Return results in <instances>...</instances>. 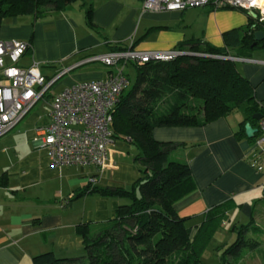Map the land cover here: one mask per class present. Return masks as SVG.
Masks as SVG:
<instances>
[{
	"label": "crops",
	"instance_id": "obj_1",
	"mask_svg": "<svg viewBox=\"0 0 264 264\" xmlns=\"http://www.w3.org/2000/svg\"><path fill=\"white\" fill-rule=\"evenodd\" d=\"M77 1L78 6L72 2L36 21L31 15H17L5 17L0 25V39L30 42V51L22 59L28 57V64L37 62L44 75L47 73L40 68L44 64L52 65L53 75L71 72L64 87L105 77L108 68L73 70L87 65L89 62L80 63L86 57L110 51V46L165 51L190 37L224 45L223 32L243 27L248 21L247 14L235 8L149 11L142 9L143 0ZM89 5L95 29L85 21L84 8ZM192 21L199 22L197 30H188ZM179 23L190 27L180 28ZM241 58L236 60V67L254 87L264 114V48H254L248 57ZM240 109L241 116L235 115L237 108L202 126H160L152 130L155 140L185 143L176 154L190 165L195 188L173 206L179 216L192 217L188 221L191 225L199 224L208 208L228 200L227 221L239 213L251 215L264 198V143L255 144L256 134L252 139L236 136L238 123L245 118L243 106ZM44 118L45 113L30 116L23 127L19 122L0 137V264H33L32 257L44 251H53L59 257L83 254L76 225L103 222L114 216L118 205L129 200L96 193L68 203L66 198L88 183L127 188L140 176L138 164L132 159L137 150L119 138L108 145L103 169L52 165L46 151L33 141ZM257 124L258 120L252 126ZM260 164L263 168L258 170L256 165Z\"/></svg>",
	"mask_w": 264,
	"mask_h": 264
},
{
	"label": "trees",
	"instance_id": "obj_2",
	"mask_svg": "<svg viewBox=\"0 0 264 264\" xmlns=\"http://www.w3.org/2000/svg\"><path fill=\"white\" fill-rule=\"evenodd\" d=\"M74 1L0 0V25L5 17L17 15H31L36 21ZM91 14L89 5L84 8L85 21L95 29ZM247 17L243 27L223 32V46L190 38L173 47L181 53L171 60L132 62L135 80L120 94L111 129L114 138L126 140L137 150L133 159L140 176L127 188L88 183L66 198L68 203L96 193L129 201L118 205L114 216L103 222L76 225L83 254L59 257L53 251H44L32 257L33 264H202L200 256L224 223L231 201L208 208L196 225L188 223L191 216H179L173 204L195 188L188 162L171 158L185 143L155 140L152 130L160 126H202L243 106L245 118L238 123L235 134L246 136L244 124L254 125L257 120L252 115L262 112V108L255 99L254 87L237 69L236 60L228 57H248L254 48H264V37L254 39L255 31L264 32V22ZM132 47L113 45L110 49ZM253 223L251 214L247 223L231 229L236 237L222 247L221 264H229L228 258L243 249L258 248V239L247 235L249 230L258 229Z\"/></svg>",
	"mask_w": 264,
	"mask_h": 264
},
{
	"label": "built area",
	"instance_id": "obj_3",
	"mask_svg": "<svg viewBox=\"0 0 264 264\" xmlns=\"http://www.w3.org/2000/svg\"><path fill=\"white\" fill-rule=\"evenodd\" d=\"M211 6L213 9L235 8L264 22V0H143L142 9L175 11L189 7ZM28 41L0 39V137L13 129L43 100L48 108L44 122L36 128L33 141L44 149L52 165H94L103 169L108 158V145L113 141L112 113L120 94L128 85L124 66L148 60H171L181 52L144 51L133 48L110 50L90 55L80 63L100 61L107 66L105 77L72 83L47 95L50 87L67 70L48 78L32 60L20 64ZM232 60L241 57L229 56ZM255 144L264 143V114L257 124ZM258 170L263 166L256 165Z\"/></svg>",
	"mask_w": 264,
	"mask_h": 264
},
{
	"label": "rangeland",
	"instance_id": "obj_4",
	"mask_svg": "<svg viewBox=\"0 0 264 264\" xmlns=\"http://www.w3.org/2000/svg\"><path fill=\"white\" fill-rule=\"evenodd\" d=\"M75 6L79 5V1H75L72 3ZM194 20V18H192ZM193 23L190 25H185V24H180V28H189L188 30H197L199 28V22L192 21ZM177 25L178 23H173ZM190 24V23H189ZM193 32L190 33V36L192 35ZM192 38V37H190ZM188 38V39H190ZM206 41V40H205ZM209 42V41H207ZM219 42H222V40H219ZM210 44L220 47L223 46L220 43L215 44L214 42H209ZM28 57H24L21 61L20 64L22 65H27L28 64ZM32 62V61H31ZM41 70L44 73H47V77L50 78L53 76V67L51 64H44L40 66ZM85 68L88 69H97V68H107L102 62L100 61H93L89 62L87 65H82L81 67H78L74 69L73 71H81L85 70ZM124 72L127 74V79H128V85L130 86L134 80H135V66L132 63H128L127 65L124 66ZM71 72H68L58 78V80L50 87L49 91L47 92V95L56 93L59 89L64 87V83L66 79L70 76ZM48 107L47 103L43 100L38 101L35 106L29 111V113L20 121L19 125L20 127H23L25 125L26 119L30 116H41L46 112V108ZM242 109L239 108V112L236 113V116H241L242 115ZM130 150V149H129ZM131 152L132 149L130 150ZM179 152V151H178ZM180 153V152H179ZM134 156V155H133ZM132 156V157H133ZM176 157L180 158L179 155L176 154L174 151L173 154H171V158ZM178 158V159H179ZM133 159V158H132ZM131 159V160H132ZM130 160V161H131ZM261 200V201H260ZM258 203L254 206V209H252L253 214V221L254 223L252 225H257L258 229L257 230H249L247 232V235L250 238H256L259 241V246L256 249H243L239 252V254L235 257H229L228 261L229 264H264V198L260 199ZM250 214L246 215L243 213H239L235 217H229V221L224 219V223H221L220 226L216 229L212 237L210 238L208 244L206 245L204 251L202 252L200 256V260L202 264H221V259H220V254L222 247L224 245H228L231 242L234 241L236 234L231 231V229L235 226H239L240 224L247 223L250 219Z\"/></svg>",
	"mask_w": 264,
	"mask_h": 264
},
{
	"label": "water",
	"instance_id": "obj_5",
	"mask_svg": "<svg viewBox=\"0 0 264 264\" xmlns=\"http://www.w3.org/2000/svg\"><path fill=\"white\" fill-rule=\"evenodd\" d=\"M263 37H264V32L263 31L258 30V31H255L254 32V39H255V41H259ZM253 44H255V42ZM261 116H262V113L261 112H258V113H255V114L252 115V117L254 119H256V120H259ZM244 132H245L246 137L252 138L257 133V128L256 127H253L249 122H246L244 124Z\"/></svg>",
	"mask_w": 264,
	"mask_h": 264
}]
</instances>
